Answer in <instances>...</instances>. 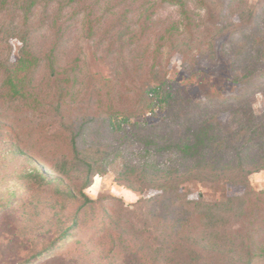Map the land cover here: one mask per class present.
<instances>
[{
  "label": "rangeland",
  "instance_id": "obj_1",
  "mask_svg": "<svg viewBox=\"0 0 264 264\" xmlns=\"http://www.w3.org/2000/svg\"><path fill=\"white\" fill-rule=\"evenodd\" d=\"M189 2L194 17L190 16L186 26L170 0H37L31 12H27V0H0V146L6 142L18 146L51 178L56 177L51 168L61 154L70 151L74 138L93 151L103 147L118 152L106 173L93 177L85 194L92 200L120 199L126 207L122 215L139 228L146 225V237L157 234L154 218L148 205L141 209L134 206L154 192H137L117 181L123 164L139 166L143 162L144 146L134 140L120 142L119 136L110 130L125 128L130 133L129 125L135 124L133 133L139 139L163 146L198 126L195 117L184 121L181 110L168 114L156 110L155 116L141 114L142 92L154 87L156 80L164 82L165 87L177 85L180 105L203 104L216 92L215 108L207 106L209 111H203L217 112L216 121L224 128L217 153L226 152L230 160H222L223 168L235 165L237 157L232 143L241 138L235 135L237 123L244 122L236 123L231 114L246 110L240 99L248 96V112L255 121L261 117L258 121L262 129L260 136L244 137L239 143H250L245 145L251 157L249 164L256 163L259 158L255 156L264 152V51L244 50L234 40L235 33L245 27L237 19L242 7L257 14L259 31L253 37L264 33V0ZM18 31L27 33L28 51L37 61L26 75L30 96L11 103L5 101L3 87L6 71L20 56ZM158 154L150 151L147 159L163 169L170 157ZM174 162L177 161L169 165ZM183 170L184 167L180 172ZM12 171L13 164H1L0 204L7 209L0 222L3 246L7 225L11 226L12 220H27L25 225H19L18 229L23 230L26 226L39 228L47 217L44 199L33 193L23 197L26 189L12 177ZM5 175L10 177L1 182ZM248 183L256 193L264 192V169L251 173ZM183 188L192 193V198L198 194L206 198L238 196L244 191L240 185L210 182H193ZM15 202L19 205L11 209ZM245 205L243 222L249 228V246L256 256L251 264H264V195L249 198ZM1 212L0 206V215ZM232 263L245 264L246 257H216L210 262ZM93 264L122 263L110 257Z\"/></svg>",
  "mask_w": 264,
  "mask_h": 264
},
{
  "label": "trees",
  "instance_id": "obj_2",
  "mask_svg": "<svg viewBox=\"0 0 264 264\" xmlns=\"http://www.w3.org/2000/svg\"><path fill=\"white\" fill-rule=\"evenodd\" d=\"M27 1V12H31L37 0ZM170 1L188 26L190 16L194 17L189 11V0ZM242 8L237 19L245 27L235 33L234 40L243 45L244 50L262 48L264 51V33L258 38L253 37L259 31L257 14ZM17 33L22 44L20 56L12 68L6 71L3 87L4 99L11 103L30 96L26 75L37 61L28 51L27 33ZM124 35L121 34L123 38ZM263 51L259 50L260 54ZM164 87V82L156 80L154 87L142 92L144 105L141 106V114L155 116L156 110L165 114L181 110L184 121L196 118V129H188L187 135L177 141L164 142L163 146L159 142L139 139L140 136L133 133L137 128L135 124L129 125L130 133L125 128L110 130L119 136L120 142L134 140L144 146V155L141 156L143 162L139 166L123 164L117 181L137 192L143 189L154 192L147 199L138 201L134 207L141 209L148 205L157 234L150 233L146 237L149 234L146 225L139 228L125 218L122 212L126 211V207L120 199L92 200L85 194L93 177L104 175L118 157V152L103 147L93 151L74 138L70 151L61 154L51 168L56 174V177L51 178L41 172L18 146L6 142L0 146V166L13 164L12 177L22 182L26 189L23 197L33 193L43 198L47 217L43 219L46 223L40 222L42 225L39 228L26 226L23 230L18 229L19 225H25L27 220L20 223L17 219L12 220L11 226L8 224V230L5 231V244L0 245V264H93L95 260L106 261L110 257L122 264H210L216 257L234 259L243 255L246 257L245 264H251L256 259L249 246V228L244 226L243 221L247 213L245 204L249 198L264 195V192L253 191L248 183L251 173L264 169V152L255 156L259 158L256 163L249 164L247 160L251 157L245 145L250 143L239 142L244 137L260 136L262 125L258 119L261 117H256L255 121L251 112H248L251 111L248 96L240 99L246 110L232 111L231 114L236 123L240 120L244 122L237 123L235 135L241 138L235 140V144L232 143V151H236L237 158L233 162L235 165L223 168L222 160H230L226 152L217 153L218 147L222 145L224 128L216 121L217 112H204L209 111L207 106L211 108L214 105L213 101L218 98L216 92L203 104L185 102L180 105L177 85L171 83V87ZM150 151L159 153L158 156L170 157L165 168H158L154 160L147 159ZM172 161L180 165L177 162L169 165ZM182 167L184 170L180 172ZM8 177L5 175L1 182H5ZM193 182L229 183L242 186L244 191L238 196L206 198L198 194L192 198V193L185 190L183 185ZM18 205L15 202L10 206L13 209ZM0 206L1 222L7 209H4L3 204ZM92 253L96 256H91Z\"/></svg>",
  "mask_w": 264,
  "mask_h": 264
}]
</instances>
